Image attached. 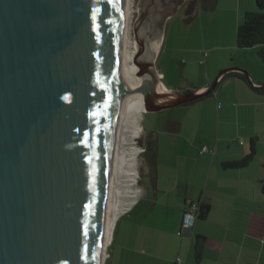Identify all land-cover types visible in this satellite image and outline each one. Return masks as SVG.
<instances>
[{
    "label": "water",
    "instance_id": "95a60500",
    "mask_svg": "<svg viewBox=\"0 0 264 264\" xmlns=\"http://www.w3.org/2000/svg\"><path fill=\"white\" fill-rule=\"evenodd\" d=\"M185 2L139 0L126 59L123 0H0V264H101L111 131L125 81L138 83L137 108L121 142L143 148L130 170L152 176L154 198L157 139L137 110L200 101L231 72L254 87L236 68L203 92H167L154 77L166 25Z\"/></svg>",
    "mask_w": 264,
    "mask_h": 264
},
{
    "label": "crops",
    "instance_id": "0c3cea01",
    "mask_svg": "<svg viewBox=\"0 0 264 264\" xmlns=\"http://www.w3.org/2000/svg\"><path fill=\"white\" fill-rule=\"evenodd\" d=\"M191 4L187 20L212 24L226 17L230 33L218 36L223 45L205 42L203 49H187L179 46L174 32H166L158 63L166 47L167 69H175L178 61L182 78L188 70L197 78L191 67L200 68L199 79L189 77L186 85L168 80L165 69L157 66L164 87L173 93L203 92L220 73L233 68L249 71L254 87L232 75L242 73L231 72L220 79L212 96L144 116V131L157 139L155 198L152 176L143 174L140 198L119 218L112 264H175L178 257L184 264H264V92L255 89L264 85V63L258 57L263 45L242 50L236 43L245 14L257 10L256 0H186L181 8ZM234 52L239 63L229 59ZM205 100L209 102L193 106ZM231 118L245 140L237 139L240 133L222 135V122ZM252 138L258 139L255 166L225 170L224 163L249 152ZM203 146L213 147L214 154L201 153ZM194 203L209 205L210 215L197 221L191 232L180 234L184 214ZM198 235L206 238L199 263L194 259Z\"/></svg>",
    "mask_w": 264,
    "mask_h": 264
},
{
    "label": "bare ground",
    "instance_id": "6f19581e",
    "mask_svg": "<svg viewBox=\"0 0 264 264\" xmlns=\"http://www.w3.org/2000/svg\"><path fill=\"white\" fill-rule=\"evenodd\" d=\"M133 13L132 0H123L121 20V54L130 59L133 55L134 39L130 34V22ZM154 77L159 80L153 68ZM161 83V81L159 80ZM162 84V83H161ZM137 85L135 81L127 80L122 84L118 106L112 125L110 142V159L108 169V189L104 208L103 226L101 231V264H105L109 253L108 248L113 241L116 224L141 195V188L137 185L139 176L131 173V160L141 152L138 146H130L121 142V135L126 124L132 120L130 111L137 108ZM163 85V84H162ZM163 88L167 91V89ZM168 92V91H167ZM146 106L140 107L137 113L140 123Z\"/></svg>",
    "mask_w": 264,
    "mask_h": 264
},
{
    "label": "rangeland",
    "instance_id": "374dc122",
    "mask_svg": "<svg viewBox=\"0 0 264 264\" xmlns=\"http://www.w3.org/2000/svg\"><path fill=\"white\" fill-rule=\"evenodd\" d=\"M132 3H133V13H132V18H131V22H130V34H131V37L134 39L133 30H134V26L138 20V17H139V14L137 11L139 0H132ZM187 9H188V6H186V8L184 7V8L179 9L177 14L175 16H173L171 19H169V21L166 25V28H165V33L166 32H174L175 36H177V42L179 43V46L182 48H187V49L200 48V49H203V44L205 42H207L208 45L210 43L211 44H217V45H223V40L219 39V37L223 33H227V34L230 33L229 19H227L226 17L217 18L216 22H214L212 24H209L208 21H206V20L204 23H202L200 19H197L196 21H194L193 19L187 20V18H186ZM168 58H169V55H166V47H165L163 56L161 57V60L159 61V63H158V58L156 60V67L158 66L159 70L165 69V71L167 73L168 80L176 78V81L178 83H182V84L187 85V82L185 79H187L189 77H190V79L191 78L196 79V80L199 79V77L197 75L199 73L200 67H198V66H192L191 67V69H193V71L191 70V73H193V75L195 74V76L197 78H193L192 76H190L191 74L189 73L188 69H187L188 72L186 71L185 75H184V77H187V78H182L177 72L178 66L180 65V63L178 61H174L175 69H172V68L167 69V62H168L167 59ZM229 59L234 60V62H236V63L240 62V57L235 52L232 53V55L229 57ZM200 64H204V61H201ZM247 72L249 73V75H251L249 71H247ZM184 89H187V88H184ZM205 102H209V100L201 101L200 103H198L199 105H193V106H200V104H205ZM192 112H194V111H192ZM146 114L147 113L143 114V117L141 120V125H142L143 130H144V127H146V125H147V123L144 120V116ZM196 114L199 116V112H196ZM238 129H239L238 122L236 120H234L233 118L229 119L227 122H222V127H221L222 135L226 134L228 136H236L238 133H240V136H239L240 138L238 137L237 139L238 140H245L243 138V136L241 137V135H243V131L241 132V130L239 131ZM204 136L205 135H202V137H204ZM139 148L141 150V152H140V154H141L143 152V148L142 147H139ZM254 164H256V163H253L252 165L255 166ZM141 177H142V175L139 176V179H138L139 182H137V185L140 188L142 185V184L140 185V180L142 181V183L144 182V179L143 178L141 179ZM140 196L138 197V199L140 198ZM118 223H119V220L116 224L115 232H116V229L118 227ZM115 239H116V237L113 236V241L108 248V253L110 256H108L105 264H112V260H110L109 258H111V256L115 252V245H116Z\"/></svg>",
    "mask_w": 264,
    "mask_h": 264
},
{
    "label": "trees",
    "instance_id": "16d2710c",
    "mask_svg": "<svg viewBox=\"0 0 264 264\" xmlns=\"http://www.w3.org/2000/svg\"><path fill=\"white\" fill-rule=\"evenodd\" d=\"M256 4L257 10L247 12L244 16L242 23L239 25L236 35V43L237 47L242 50L250 49L257 45H263V47L258 52V57L264 63V0H256ZM191 13L192 4L187 9V14L191 15ZM232 75L237 76L246 81L244 75ZM257 91L264 92V89H260ZM214 93L210 94L208 97L212 96ZM257 143L258 139L252 138L250 140L249 152L240 160L224 163L222 165L223 168L225 170H241L247 168L256 158ZM151 150L152 147L148 144L145 147V153H149ZM261 190L264 193V182L262 183ZM210 212L211 207L209 205L199 204L197 221H206L210 215ZM205 239L206 238L201 235H198L196 238L194 245V259L197 263L202 260Z\"/></svg>",
    "mask_w": 264,
    "mask_h": 264
},
{
    "label": "built area",
    "instance_id": "2783aa9c",
    "mask_svg": "<svg viewBox=\"0 0 264 264\" xmlns=\"http://www.w3.org/2000/svg\"><path fill=\"white\" fill-rule=\"evenodd\" d=\"M201 153H210L214 154L215 149L208 146H203L200 150ZM199 211V204L194 203L190 206V210L184 214V219L182 223L181 233H189L194 228L197 216ZM175 264H184V260L181 257H178L175 261Z\"/></svg>",
    "mask_w": 264,
    "mask_h": 264
},
{
    "label": "flooded vegetation",
    "instance_id": "af4514ba",
    "mask_svg": "<svg viewBox=\"0 0 264 264\" xmlns=\"http://www.w3.org/2000/svg\"><path fill=\"white\" fill-rule=\"evenodd\" d=\"M174 2H178L179 4L183 1V0H173Z\"/></svg>",
    "mask_w": 264,
    "mask_h": 264
}]
</instances>
